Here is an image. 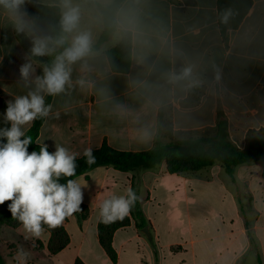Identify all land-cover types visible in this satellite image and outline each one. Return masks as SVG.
<instances>
[{
  "label": "crops",
  "instance_id": "1",
  "mask_svg": "<svg viewBox=\"0 0 264 264\" xmlns=\"http://www.w3.org/2000/svg\"><path fill=\"white\" fill-rule=\"evenodd\" d=\"M218 1L142 0L149 22H160L163 35L182 53L176 66L188 60L205 79L203 87L178 93L156 115L166 130L150 146L140 143L139 125L118 120L92 93L79 88L53 97L52 112L59 118L50 114L45 119L37 144H47L51 152L63 146L78 153L77 158L104 144L141 153L157 142L215 137L222 119L228 121L230 139L239 149L248 148L250 134L264 141V0H253L242 24L229 28L226 38L219 27ZM27 42L0 18V97L5 101L26 94L17 80ZM117 45L105 43L107 55ZM214 65L221 70L219 82ZM136 73L131 62L128 73L111 69L106 83L117 99L139 108L127 85ZM167 131L173 141H161ZM74 180L83 187L84 198L82 211L62 224L69 244L53 255L48 249L51 234L45 229L37 237L22 223L6 224L0 229V253L7 264H75L78 259L85 264H264V159L238 165L233 177L220 162L185 174L169 173L162 162L131 172L97 167ZM129 188L138 197L145 225L140 227L132 208L129 224L114 234V262L100 242L99 206L104 199L126 195ZM146 228L150 238L143 233Z\"/></svg>",
  "mask_w": 264,
  "mask_h": 264
},
{
  "label": "clouds",
  "instance_id": "2",
  "mask_svg": "<svg viewBox=\"0 0 264 264\" xmlns=\"http://www.w3.org/2000/svg\"><path fill=\"white\" fill-rule=\"evenodd\" d=\"M29 5L37 9L35 14ZM53 9L55 12H50ZM0 18L30 43L21 57L17 80L26 94L6 101L3 122L7 126L0 128V205L10 202L7 208L12 218L39 237L44 225L55 229L82 211L84 198L83 187L76 180L60 182L61 177L76 175L78 153L60 145L49 152L45 143L39 152L28 150L32 137L26 135L27 128L50 114L59 118L46 97L75 88L88 91L110 115L139 125L140 143L150 146L166 130L156 115L178 93L203 87L205 79L188 60L176 66L182 53L163 35L160 22H149L142 0H0ZM228 19L226 12L221 23ZM102 34L113 46L126 47L128 59L136 65L137 73L127 85L130 99L139 108L117 99L106 83L114 61L100 43ZM213 71L219 82L221 70L214 65ZM84 156L87 163L95 162L91 149H86ZM137 200L131 188L126 195L104 199L99 206L101 222L122 221Z\"/></svg>",
  "mask_w": 264,
  "mask_h": 264
},
{
  "label": "trees",
  "instance_id": "3",
  "mask_svg": "<svg viewBox=\"0 0 264 264\" xmlns=\"http://www.w3.org/2000/svg\"><path fill=\"white\" fill-rule=\"evenodd\" d=\"M253 4V0H219L218 1V19L219 27L223 38L229 28L236 30L248 15ZM29 11L36 13L37 9L29 5ZM54 13L55 10H50ZM229 14L227 23H221V16ZM110 39L102 34L100 43L105 44ZM26 45L30 47L27 42ZM108 56L114 61L112 71L116 73H128L131 68V61L128 59V50L123 45H117L109 51ZM53 97H47L46 103H52ZM7 107L6 101L0 97V128L7 125L3 122V113ZM45 120H36L26 135L32 137V143L29 146V152L37 151L41 145L37 144L41 128ZM229 125L226 119L218 123L217 134L215 137L198 138L190 137L170 144L158 143L150 150L141 153L117 151L104 144L101 148L92 151L95 162L87 163L85 156L76 159V175L73 177H61L60 182L66 183L67 179H74L79 176L87 175L97 167L111 166L121 172H131L137 168H153L158 164L165 162L167 170L171 174L197 173L202 169L214 165L216 162L222 163L225 172L233 177L235 167L241 164L255 162L264 159V141L256 138L253 134L249 135V145L245 150H241L234 145L229 135ZM49 152H51L48 149ZM10 203V202H7ZM2 205H0L1 207ZM133 215L141 220L140 227L145 225L143 214L136 201L133 207ZM5 220V221H3ZM129 218L126 216L122 221L104 224L100 221L99 238L107 255L116 262L117 253L113 247V237L117 229L129 224ZM21 222L13 219L11 213L6 209L0 213V229L3 225L16 227ZM43 228L51 234V241L48 245L49 252L53 255L62 251L70 242L69 234L61 225L55 229H50L47 225ZM0 264H7L0 253ZM75 264H85L82 260H76Z\"/></svg>",
  "mask_w": 264,
  "mask_h": 264
},
{
  "label": "rangeland",
  "instance_id": "4",
  "mask_svg": "<svg viewBox=\"0 0 264 264\" xmlns=\"http://www.w3.org/2000/svg\"><path fill=\"white\" fill-rule=\"evenodd\" d=\"M213 133H209L208 135L210 136V135H212ZM192 137H196V135H191ZM188 137H190L189 135L187 136V138ZM174 140V138L172 137V135H171V133H170V131H167L166 133H163L162 134V136H161V141H164V142H169V141H173ZM7 202L4 204V205H2L1 207H0V213L1 212H3V211H5L6 209H8L7 208ZM3 221H5V220H3Z\"/></svg>",
  "mask_w": 264,
  "mask_h": 264
},
{
  "label": "water",
  "instance_id": "5",
  "mask_svg": "<svg viewBox=\"0 0 264 264\" xmlns=\"http://www.w3.org/2000/svg\"><path fill=\"white\" fill-rule=\"evenodd\" d=\"M143 233H144L147 237H149V238L151 237L148 228L144 229V230H143Z\"/></svg>",
  "mask_w": 264,
  "mask_h": 264
}]
</instances>
